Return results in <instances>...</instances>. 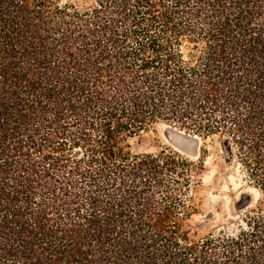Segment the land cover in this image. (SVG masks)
<instances>
[{
	"label": "trees",
	"instance_id": "obj_1",
	"mask_svg": "<svg viewBox=\"0 0 264 264\" xmlns=\"http://www.w3.org/2000/svg\"><path fill=\"white\" fill-rule=\"evenodd\" d=\"M159 123L264 194V0H0V264H264L263 198L191 232L194 163L130 147Z\"/></svg>",
	"mask_w": 264,
	"mask_h": 264
},
{
	"label": "rangeland",
	"instance_id": "obj_2",
	"mask_svg": "<svg viewBox=\"0 0 264 264\" xmlns=\"http://www.w3.org/2000/svg\"><path fill=\"white\" fill-rule=\"evenodd\" d=\"M167 125L159 123L130 138L131 150L158 153L171 148L191 160L194 167L187 190L196 208V213L186 220L191 232L198 236L236 232L264 194L252 185L245 168L227 155L218 136L200 139L195 155L194 143L171 132Z\"/></svg>",
	"mask_w": 264,
	"mask_h": 264
},
{
	"label": "water",
	"instance_id": "obj_3",
	"mask_svg": "<svg viewBox=\"0 0 264 264\" xmlns=\"http://www.w3.org/2000/svg\"><path fill=\"white\" fill-rule=\"evenodd\" d=\"M169 127V130L171 131V132H174L175 131V133H177V134H179V135H181V136H183L185 139H187V138H190V139H194V154L195 155H197L198 154V152H199V145H200V139L196 136V135H191V134H187V133H185V132H183V131H180V130H178V129H176L175 127H173V126H171V125H168Z\"/></svg>",
	"mask_w": 264,
	"mask_h": 264
},
{
	"label": "bare ground",
	"instance_id": "obj_4",
	"mask_svg": "<svg viewBox=\"0 0 264 264\" xmlns=\"http://www.w3.org/2000/svg\"><path fill=\"white\" fill-rule=\"evenodd\" d=\"M169 126L167 125V128H168ZM175 132V131H174ZM194 140V139H193Z\"/></svg>",
	"mask_w": 264,
	"mask_h": 264
}]
</instances>
